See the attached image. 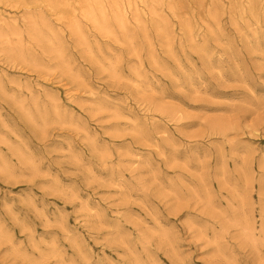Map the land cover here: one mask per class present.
Segmentation results:
<instances>
[{"label":"rangeland","instance_id":"374dc122","mask_svg":"<svg viewBox=\"0 0 264 264\" xmlns=\"http://www.w3.org/2000/svg\"><path fill=\"white\" fill-rule=\"evenodd\" d=\"M0 264H264V0H0Z\"/></svg>","mask_w":264,"mask_h":264}]
</instances>
